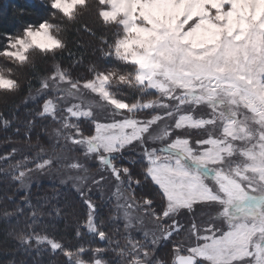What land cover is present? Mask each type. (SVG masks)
Segmentation results:
<instances>
[{
	"label": "snow or ice",
	"instance_id": "1",
	"mask_svg": "<svg viewBox=\"0 0 264 264\" xmlns=\"http://www.w3.org/2000/svg\"><path fill=\"white\" fill-rule=\"evenodd\" d=\"M96 3L99 18L116 27L113 41L101 37L107 49H101V58L125 67L89 66L90 78H73L54 63L37 91L63 95L46 98L36 115L58 121L55 136L58 144L64 143L57 154L36 159L34 167H27V158L11 165L12 179L25 186L33 173L53 168L80 173L73 187L87 209L82 227L109 245L112 241L96 222L98 205L89 193L94 188L103 193L105 183H111L126 233L134 222L143 223L136 213L153 222L142 239L126 235L125 248L116 253L120 264H164L153 257L168 243L173 245L171 264H264V0ZM47 6L52 18L59 15L75 22L89 3L47 0ZM57 30L58 25L44 20L26 25L18 34L5 33L0 57L20 66L29 62L31 53L54 58L67 47ZM80 63L82 58L73 60V66ZM11 72L0 68V91L18 90ZM118 86L139 95L127 102L121 98L124 93L114 90ZM81 87L110 106L108 116L96 115L94 107L101 105L85 106L86 97L77 95ZM68 97L80 103L70 102L59 119V100ZM141 115L145 118L138 119ZM85 123L92 131L84 132ZM3 125L7 128L10 122L4 120ZM26 139L30 143V137ZM17 151L0 156V161L12 160ZM78 152L84 161H95L99 173L84 190L80 185L87 183L89 168ZM136 158L141 161L140 176L120 163ZM145 183L155 186L156 200L137 199L136 190ZM25 203L32 206L27 197ZM197 207L209 223L202 227L193 220L189 231L198 242L185 248L179 239L183 220ZM76 235H81L79 229ZM20 239L48 244L67 264H109L102 254L110 247L70 249L38 234H21Z\"/></svg>",
	"mask_w": 264,
	"mask_h": 264
},
{
	"label": "trees",
	"instance_id": "2",
	"mask_svg": "<svg viewBox=\"0 0 264 264\" xmlns=\"http://www.w3.org/2000/svg\"><path fill=\"white\" fill-rule=\"evenodd\" d=\"M88 3L89 7L79 13L75 22H68L59 15L51 17L47 0H0V49L7 43L5 33L18 34L26 25H36L44 20L58 25L56 35L67 45L54 58H42L31 53L29 62L24 66L0 57V68L11 69V77L19 83L15 92L0 91V156L8 155L13 149L18 150L12 160L0 161V264H67L66 258L58 251L53 252L46 243L37 244L35 240L23 243L21 234L47 236L70 249H77L80 245L89 250L110 247L111 250L102 254L103 259L109 261V264H120L121 257L116 253L125 248L127 233L122 223L115 219L111 203H105L100 197L90 194L98 205L96 222L112 241L109 245L107 240L100 241L82 227L87 209L74 190L56 184H39L33 185L28 192H22L19 182L12 179L14 170L11 165L27 158V167H34L36 155L41 149L43 152L49 149L48 135L57 127V122L51 118L42 119L36 115L48 97L41 96L36 100L31 98L38 92L41 78L51 73L54 63H59L73 78H90L92 73L87 71L89 66H95L99 70L125 67L114 59L101 58V49L107 50L101 37L113 41L116 27L105 25L99 18L96 0H88ZM83 26H87L91 32L85 31ZM81 58L82 63L73 66V60ZM83 82L82 79L81 85ZM114 90L124 93L121 98L127 102L135 100L139 95L135 90L123 86ZM152 98L155 99V95ZM4 120L10 122L9 127H4ZM83 130L88 133L92 131V127L85 123ZM26 136L30 137V143ZM126 155L136 156L133 152ZM120 163L131 167L133 174L140 176L139 158ZM136 195L137 199H157L156 188L150 183L138 188ZM25 197L31 201V207L26 205ZM34 211L35 217L32 216ZM77 229L81 232L79 237L76 235ZM172 246L171 243L161 245L154 258L162 260L164 264H171ZM91 256L89 251L88 258Z\"/></svg>",
	"mask_w": 264,
	"mask_h": 264
},
{
	"label": "rangeland",
	"instance_id": "3",
	"mask_svg": "<svg viewBox=\"0 0 264 264\" xmlns=\"http://www.w3.org/2000/svg\"><path fill=\"white\" fill-rule=\"evenodd\" d=\"M26 1H32V0H26ZM61 95H63V94L51 93V92H49V93L37 92V93L33 94L31 98H32V100H36V99L41 98V96H46L48 98L57 99ZM77 95L80 97H86L85 106H87V104L89 102L92 103L93 105H101V107H94V111H95L96 115L100 118L108 116L109 112L111 111L110 106H108L106 104V102L101 101L100 98L98 97V95H96L94 93H90L88 90H85L82 87L80 89V92ZM70 102L80 103V100L77 99L76 97H68L67 100H63V99L59 100L60 113H61V116L59 117V119H62L63 115H66V113H64L63 110L66 106H70ZM144 118H145V116L141 115L138 119H144ZM56 122H57V127H55L54 129H58L60 127V123L58 121H56ZM73 122H75V121H73ZM54 129L48 135V140L50 143L49 149L47 151H44V152H39V154L36 155L35 159L43 158L44 156H51V155L57 154V150L59 149V147L61 145H63V143H64L63 140H61L59 142V144L57 143V138L55 136ZM155 146H159V145H155ZM134 154L136 155V153H134ZM76 155H78L79 158L83 162H85L86 166L89 168V172H88L89 179H88L87 183L80 185L81 189L84 190L89 185H91V178L96 177L99 173L97 171V165H96L95 161H84L83 156L79 155V152L76 153ZM79 174L80 173H77L73 170H69L66 168H53V169L48 170L47 172H45L43 174L33 173L31 175L30 180H27L25 182V186H22L20 183H19V186H20V190L22 192H28L29 189L33 185L56 184V185L62 186V187H69L79 195V193L76 191V188L73 187L74 184L79 183L75 179V177ZM105 175H107V174L105 173ZM69 177H72V178L69 179ZM113 191H114V189H113L111 183L106 182L105 186H104L103 193H101L100 191H98L94 188L93 191L89 194H91L93 196L100 197L105 203H111L112 207L114 209L115 219L117 221H119L120 223H122V225L124 226L123 210L121 208L117 207V201H116V198L113 196ZM201 213H202V209L200 207H197L196 211L191 214V217H189V216L184 217V220H183L184 229L181 232L179 239L183 242V245L185 248H187L188 246H194L198 242L196 240L195 236L191 235V233L189 231V229L192 226L193 220L195 221V223L197 225L202 226V227L206 226L209 223L208 215H202ZM135 216H136L137 220L142 219L143 223H135L134 222V227L130 230L129 233H127V235L130 234L134 238L139 237L140 239H142L144 231L153 229V222L146 215L136 213ZM172 250H173V248H172Z\"/></svg>",
	"mask_w": 264,
	"mask_h": 264
}]
</instances>
